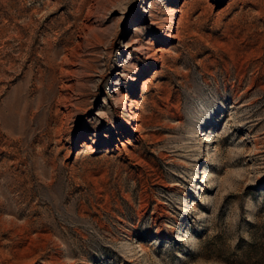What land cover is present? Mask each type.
<instances>
[{
	"label": "rangeland",
	"instance_id": "rangeland-1",
	"mask_svg": "<svg viewBox=\"0 0 264 264\" xmlns=\"http://www.w3.org/2000/svg\"><path fill=\"white\" fill-rule=\"evenodd\" d=\"M0 264H264V0H0Z\"/></svg>",
	"mask_w": 264,
	"mask_h": 264
},
{
	"label": "clouds",
	"instance_id": "clouds-1",
	"mask_svg": "<svg viewBox=\"0 0 264 264\" xmlns=\"http://www.w3.org/2000/svg\"><path fill=\"white\" fill-rule=\"evenodd\" d=\"M245 209H246V218L249 221H253L254 217L250 213H253L256 211V206L251 202L250 199L245 203ZM249 210H251V211H249ZM240 219H241V213H240L239 208H237L235 210V213L230 215L229 219H228V224L230 225V228L232 231H235L237 225L240 222ZM241 235H244L245 239H248L246 233H241ZM233 243H235V241H233Z\"/></svg>",
	"mask_w": 264,
	"mask_h": 264
}]
</instances>
